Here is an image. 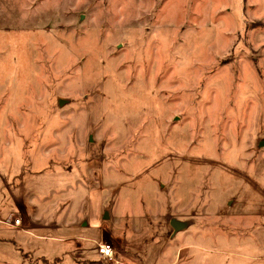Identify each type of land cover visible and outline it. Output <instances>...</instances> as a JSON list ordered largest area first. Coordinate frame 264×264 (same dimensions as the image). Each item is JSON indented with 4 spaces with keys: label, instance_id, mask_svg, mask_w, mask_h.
Segmentation results:
<instances>
[{
    "label": "rangeland",
    "instance_id": "rangeland-1",
    "mask_svg": "<svg viewBox=\"0 0 264 264\" xmlns=\"http://www.w3.org/2000/svg\"><path fill=\"white\" fill-rule=\"evenodd\" d=\"M262 140L264 0H0V264H264Z\"/></svg>",
    "mask_w": 264,
    "mask_h": 264
},
{
    "label": "built area",
    "instance_id": "built-area-1",
    "mask_svg": "<svg viewBox=\"0 0 264 264\" xmlns=\"http://www.w3.org/2000/svg\"><path fill=\"white\" fill-rule=\"evenodd\" d=\"M19 222H20L19 218L14 220V224L16 225L19 224ZM95 251H96V254L102 259L110 260L113 258L112 248L106 242L96 243Z\"/></svg>",
    "mask_w": 264,
    "mask_h": 264
},
{
    "label": "water",
    "instance_id": "water-1",
    "mask_svg": "<svg viewBox=\"0 0 264 264\" xmlns=\"http://www.w3.org/2000/svg\"><path fill=\"white\" fill-rule=\"evenodd\" d=\"M59 102L61 103V100ZM259 145H262L264 147V140L260 141ZM168 224L172 228L173 232H175L183 229L186 225V222L178 220L176 218H170Z\"/></svg>",
    "mask_w": 264,
    "mask_h": 264
},
{
    "label": "crops",
    "instance_id": "crops-1",
    "mask_svg": "<svg viewBox=\"0 0 264 264\" xmlns=\"http://www.w3.org/2000/svg\"><path fill=\"white\" fill-rule=\"evenodd\" d=\"M20 223V222H19ZM18 225H20V224H15V226H17L18 227ZM85 225V224H84ZM82 226H83V224H82ZM14 228V227H13ZM17 230H19V229H17ZM20 232H22V233H24V234H26V232L25 231H23V230H19Z\"/></svg>",
    "mask_w": 264,
    "mask_h": 264
}]
</instances>
